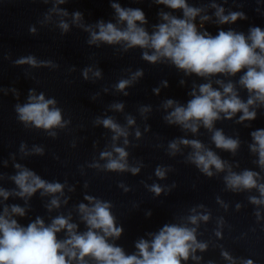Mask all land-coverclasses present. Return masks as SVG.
<instances>
[{
  "label": "clouds",
  "instance_id": "clouds-1",
  "mask_svg": "<svg viewBox=\"0 0 264 264\" xmlns=\"http://www.w3.org/2000/svg\"><path fill=\"white\" fill-rule=\"evenodd\" d=\"M44 2L47 3L48 0ZM64 3L66 0H55L53 8L45 14V19H49L51 13L67 17L69 13L66 10L56 7ZM155 3L182 11V18L161 11L158 15L162 22L154 25V30L149 33L143 27L147 23L143 10L112 3L115 23L99 20L95 24L96 30H93L92 26L81 24L83 15L79 11L71 14L72 23L77 27H84V30L90 33L89 44L98 46L103 42L108 45H122L125 51L137 47L151 49L152 54L147 51L142 53L144 60L153 64L169 61L186 75L195 74L198 77L210 78L221 74L235 77L242 72L238 84L248 93L246 101L241 99L234 83L224 84L222 80L217 79L216 83L222 87V91L214 89L211 83H204L198 86V92L194 88L189 93L192 98L186 105L172 99L166 100L163 105L173 109L164 117L167 123L179 125L192 133H196L202 124L212 132L211 139L216 148L235 154L240 145L239 139L226 136L221 129L213 131L214 123L222 118L221 114L223 118L232 119L237 113H242L238 122L254 120L256 112L250 111V108L264 105V29L252 26L247 34L233 29H220L216 35H212L206 30L201 31L195 22L198 16L201 26L203 22L211 19L208 15H201L203 8L190 5L188 0H155ZM211 7L215 9L214 15L218 25L231 24L238 19L247 18L243 12L229 11L225 14V8L215 3H212ZM58 27L62 33H66L70 25L65 20H60ZM29 30L33 33L36 31L34 27ZM15 64H28L32 67L54 66L51 61H38L34 56L19 58ZM89 72H93L95 77L101 76L99 69L93 71L86 68L83 71L85 79H88ZM142 75V71H137L131 79L120 80L116 85L117 90L124 91ZM13 91L15 92V89ZM124 94L127 95V92ZM56 105L55 98L46 99L43 92L37 94L35 90H30L27 102L16 104L15 112L17 119L25 127L41 129L49 136L56 137L54 130L62 129L68 123L63 119L62 110ZM112 107L116 111H122L124 105L116 103ZM141 111L143 113L150 109L142 108ZM95 123L102 124L104 128L112 131L113 145L111 151L100 153V158L106 161L102 166L94 163L90 167L102 168L109 172L129 171L133 175L137 174L140 168L130 166L127 159L129 153L125 147L116 146L115 143L124 137V144L128 145L127 129L111 117H98ZM133 123L134 120L128 117L127 124ZM136 136H140L138 130ZM251 136L254 143L249 146L250 150L258 154V164L264 169V129L252 132ZM181 144L193 149L188 161L209 177L213 175V168L221 172L228 167L226 161L196 139L180 138L171 141L170 154L175 155ZM20 150L25 155L31 154L26 151V145L23 143ZM32 152L43 155V148L34 146ZM14 167L17 171L10 179L18 191L0 187V197L6 201L15 195L27 201L38 190H42V196L53 197L46 206L49 211L60 207V199L55 194L63 195V184L48 182L20 164H15ZM165 172L164 168L157 167L155 175L163 179ZM257 178L258 173L250 170L238 174L229 169L224 181L232 191L258 188L261 198L250 197V200L253 204H264V184L258 185ZM149 190L157 196L162 192L159 185H152ZM85 199L89 204L80 203L77 206L80 221L86 227L83 232L79 231L77 223L72 222L71 214L67 217L58 215L50 224H45L42 218L37 217L25 226L14 217H24L26 209L16 204L4 205L3 211L0 212V264H73L74 261L76 264H87L86 257L95 261V264H182V261H187L190 256L199 259L194 253L207 248L206 243L197 241L196 228L188 225H198L201 220L208 221L209 215L193 214L187 217L188 224H166L157 233L149 234L151 240L141 238L135 243L136 252L126 254L122 247L109 242L110 239H118L123 231L122 227L116 225V218L111 211L113 205L92 196H85ZM195 211L192 209L193 213ZM61 232H64L63 239H59L57 235ZM217 235L220 233L217 232ZM222 255L231 261V264H235V260L227 252ZM243 264H253V261L248 259L243 261Z\"/></svg>",
  "mask_w": 264,
  "mask_h": 264
}]
</instances>
